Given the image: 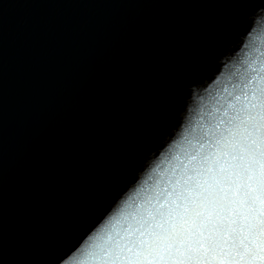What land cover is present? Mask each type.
Segmentation results:
<instances>
[{
	"label": "water",
	"instance_id": "obj_1",
	"mask_svg": "<svg viewBox=\"0 0 264 264\" xmlns=\"http://www.w3.org/2000/svg\"><path fill=\"white\" fill-rule=\"evenodd\" d=\"M258 58L264 0H0V264H75Z\"/></svg>",
	"mask_w": 264,
	"mask_h": 264
},
{
	"label": "snow or ice",
	"instance_id": "obj_2",
	"mask_svg": "<svg viewBox=\"0 0 264 264\" xmlns=\"http://www.w3.org/2000/svg\"><path fill=\"white\" fill-rule=\"evenodd\" d=\"M85 240L75 264H264V58Z\"/></svg>",
	"mask_w": 264,
	"mask_h": 264
},
{
	"label": "clouds",
	"instance_id": "obj_3",
	"mask_svg": "<svg viewBox=\"0 0 264 264\" xmlns=\"http://www.w3.org/2000/svg\"><path fill=\"white\" fill-rule=\"evenodd\" d=\"M224 190L226 191L227 189L225 188Z\"/></svg>",
	"mask_w": 264,
	"mask_h": 264
}]
</instances>
